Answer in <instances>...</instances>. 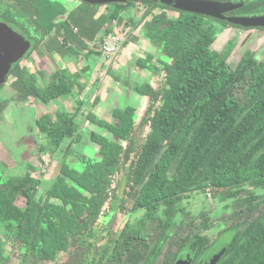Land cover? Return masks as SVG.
Returning <instances> with one entry per match:
<instances>
[{"label":"trees","instance_id":"obj_1","mask_svg":"<svg viewBox=\"0 0 264 264\" xmlns=\"http://www.w3.org/2000/svg\"><path fill=\"white\" fill-rule=\"evenodd\" d=\"M11 1L20 22L40 32L38 42L56 28L49 49L71 56H77L76 46L87 45L86 40L102 39L122 7L131 5L116 3L109 15L96 17L94 5L81 0ZM245 1L242 12L264 10V0ZM75 2L84 13L67 16ZM158 6L162 9L154 12ZM69 17L78 27L76 34L65 31L63 22ZM142 23L147 40L161 45L172 62L152 53L133 59L141 70L155 74L160 68L161 87L147 81L125 82L149 99L141 116L132 105L112 104L107 105L111 120L98 116L95 109L101 97H96L86 118L117 138L88 132L85 140L97 145L99 158L74 145L83 139L76 119L84 101L78 100L75 111L60 107L57 128L48 133L61 153L70 141L74 144L60 159L57 177L39 194L41 180L30 176L31 164L26 175L0 181V231L11 241L7 250L0 236V264L12 259L14 264H64L82 248L115 250L117 242L107 236L111 232L102 235L108 230L107 216L115 210L126 215L141 208L148 211L143 219L146 234V227H155L164 235L165 264H173L185 250L191 253L192 264H204L209 249L222 238L228 240L226 249L213 264H264V56L246 54L228 71L229 52L213 47L217 29L206 17L181 11L170 18L163 6L150 5L134 25ZM69 40L76 46L67 45ZM93 54L99 52L90 49L84 58L89 61ZM157 62L162 64L158 68ZM15 74L14 85L20 91L46 102L77 94L78 75L65 69L34 73L16 68ZM125 172L127 186L120 198ZM193 193L229 200L231 211L214 218L206 211L189 217L182 201ZM177 214L184 217L181 222L173 221ZM211 229L217 231L208 235ZM133 241L131 248L139 250ZM129 245L118 243L117 249L125 251ZM159 247L157 241L155 255Z\"/></svg>","mask_w":264,"mask_h":264},{"label":"flooded vegetation","instance_id":"obj_2","mask_svg":"<svg viewBox=\"0 0 264 264\" xmlns=\"http://www.w3.org/2000/svg\"><path fill=\"white\" fill-rule=\"evenodd\" d=\"M84 1V0H81ZM179 0H127L126 2H106V3H92L88 2L90 4L94 5V8L96 7H109L113 6V9L115 7L114 4L119 3V4H127L131 3L130 6H124L127 10H130L131 7L135 6L137 3H141L144 6V10L140 12L137 16V18L134 20V22L127 24L122 30L121 33H115L112 29L111 26L113 22H116L119 20L120 15L118 18L111 20V24L109 26L108 32L103 36V38L98 39V40H92V41H87V45H83L82 47H77L76 44L72 41L69 40L67 45H73L76 46L78 49L79 53L77 56H71L69 53L66 51L60 52L56 49H49L48 45L52 43V39L55 37L56 34V28L51 30V32L46 35L45 37L42 38L40 42H38V38L40 37V32L37 33L35 29L31 26H28L27 24L21 23L19 20V12L17 11L15 1H9V2H2L0 1V72L2 73L3 71H6V74L4 76L3 82L0 84V88H3L6 85V88L10 90L8 95L5 97L0 98V122L1 125H3V119L6 120V114L12 115V114H25L23 110L26 111V113H30L32 109L35 110V107L37 104L39 105H44L45 107V114H40L38 109L35 110V116L33 117L31 127L34 126L36 123L37 125H40V130L45 132L50 139V146L47 149V146H41L42 151H46L44 155L47 157H51L53 159H56L58 164H57V169L54 171L55 174L51 178H45L43 175L46 174L49 171V166L46 164L42 163L39 165H34L33 163H28L29 165L31 164L33 166L32 169L29 170V165L26 163H23L22 161V156L20 155V160L21 162L18 163L13 160L11 156V164L8 163L10 167L13 169H19V165H25L26 166V171L23 175L27 174V171H30V176L35 179H40V183L37 184L38 192L42 193L47 184L48 181H51L57 177L60 171V159L66 155L65 153L69 152L71 147L73 146L74 140L70 141L65 149V153H61V150L56 149L52 143L51 136L48 133L49 129L52 128H57V119L59 118V113L58 110L63 107L74 110L76 109L77 106H79L80 101L82 102L83 105L81 106L82 109L77 116L76 123L79 125V133L83 135V139L79 143H84L85 142V137L86 135L83 134L82 128L84 125L87 124L88 122H91L92 124H96L99 126L97 123L89 120L86 118V114L90 112L93 109V101L96 99V97L100 96L101 100L100 103L98 104L97 108L95 109L96 112H99V115H102L101 117H104V115L99 111L100 104L102 101V96L100 94H95L91 100L81 99L79 97L80 92L84 89V87L88 86V84H99L101 85L102 80L104 77L105 81H107V77L112 76L116 79L115 75H119L120 78L117 80L118 82H121L123 85L127 86L134 92H136L139 96L142 98L146 99V102L144 105L139 109L137 106L134 104H127V105H120V104H112L121 108H125L128 105H132L136 108L137 113L139 116L143 115L145 107L150 103L149 99L147 96L139 93L137 90L133 89L131 86L126 84L128 80H133L135 82L143 81V82H150L155 86L156 88H160L163 80H164V73L163 71L158 68L162 64L160 62H157V71L155 74H153L150 70H141L135 65L134 62V57L135 55H141L145 56V54L152 53L154 54L155 58H158L159 52L162 51V46L161 45H156L149 40L144 35V23L140 24L139 26H135V22L138 21L142 15L148 10L150 5H161L163 6L164 10L168 14L170 18L177 17L181 11H186L183 9H179L175 6L176 2ZM219 2H232L234 4H237L238 6L226 11H223L220 16H215V15H208V14H203V13H197V12H192V11H186L198 15H202L206 17L209 21H211L213 24L216 25V38L214 42L212 43L213 47L215 48L214 44L215 41L217 40L218 36L220 35L221 31L226 30L227 28H257L260 30L264 31V24H245V22H242L240 20L246 21V19H250L253 16H261L264 14L263 11H245L242 12L239 10L244 3L246 2L245 0H215ZM87 2V1H84ZM80 3L74 4L70 8V12L68 14H75V16L79 14H83L84 11L81 10L80 8ZM162 7L158 6V9H154V12H158ZM76 11V12H75ZM98 11V10H97ZM95 11L96 17H100L103 13L98 14ZM113 11V10H112ZM111 11V12H112ZM72 12V13H71ZM110 12V13H111ZM108 13V15L110 14ZM72 14V15H73ZM151 15L149 16V18ZM68 19V18H67ZM69 21L63 22L66 27H67V32L72 31L73 34H76L78 31V27L74 26V24L71 22V18L69 17ZM58 27V26H57ZM66 32V33H67ZM110 38H115L117 39L115 42V47L112 49L110 52H106L102 49L103 42H105L106 39ZM127 42V43H126ZM142 42L145 43V45H152L153 50L150 52L146 48L139 47L136 49V45H142ZM90 49H93L99 54H93L90 57V60L88 61L87 59L84 58V54L88 53ZM216 49V48H215ZM126 50L130 51V54L126 56ZM217 50V49H216ZM218 52H224L227 51L229 52L230 56V51L228 48L222 49V50H217ZM50 53L52 55V58H49L46 62L42 63V67L35 66L33 62L37 61L38 57H43L44 53ZM102 52V53H100ZM246 52L243 56L246 54H251ZM119 54V56H117ZM41 55V56H40ZM57 55V57H55ZM251 55H255L256 57H262L264 56L263 54L257 53V51H254ZM116 56L118 57L116 59ZM229 56L226 60L225 65H228V59ZM242 56V58H243ZM127 57V58H126ZM241 58V59H242ZM34 59V60H33ZM42 59V58H40ZM67 60L70 59V62L64 66H59V62L62 60ZM240 61L236 64L235 67L227 68L228 71L234 70L237 65L241 62ZM7 61L9 63L8 68H7ZM118 64L119 67L115 69V64ZM227 67V66H226ZM16 68H20V70L23 71H28V72H34L37 73L41 70H46L47 72H52L54 70H59V69H65L68 74L70 73H76L78 75V79L76 80V85H75V90L77 92L76 96H62L57 99H60L57 104H55V100H51L49 102L44 101L40 96L33 95L27 92L20 91L15 84L17 82V74H15ZM103 68V73H101V70ZM97 71L98 75H94V72ZM107 74V76H106ZM92 76H94V79H92ZM10 81V82H9ZM124 81V82H122ZM92 86V85H91ZM99 89L98 87H95L94 91H97ZM101 91V90H100ZM36 92V91H35ZM30 98H33L30 100ZM74 99V103H71L70 100ZM76 102V103H75ZM111 104V103H109ZM47 105H51V107H47ZM12 107V108H11ZM9 108H11L9 110ZM53 109H55V112H52ZM108 110V109H107ZM107 117H104L106 119L111 120V115L107 112ZM38 111V113H37ZM97 112V113H98ZM53 113H55L53 115ZM96 113V114H97ZM39 114V115H38ZM57 114V116H56ZM85 116L84 119L86 118V121L84 123L78 122L81 116ZM82 118V117H81ZM9 122L6 120V124ZM1 127V126H0ZM100 127V126H99ZM32 129V128H31ZM92 130V129H90ZM88 130V132H90ZM95 131V130H94ZM33 132V130H32ZM88 134V133H87ZM35 135V134H34ZM74 144L77 150L81 151L77 144ZM4 149V147H2ZM80 153V152H79ZM45 160V159H44ZM35 171L37 172L35 174ZM22 175V176H23ZM9 176L13 177H21V175H13L8 170L3 169L1 175H0V181H3L4 177L7 178ZM126 177V185L125 188L123 189V192H120V186H121V181ZM120 184H119V196L120 198H123L124 192L127 186V172H125L121 178ZM21 199V198H20ZM19 199V200H20ZM188 199V198H186ZM17 202L21 204L22 200ZM183 202V201H182ZM183 205V204H182ZM144 210L145 214L142 215L141 217H136L135 220L131 222V217L134 215H137L140 211ZM186 210V209H185ZM161 210L159 211L160 215ZM209 213V211H208ZM162 214V213H161ZM117 215H121L118 211H112L106 218L105 224L108 230L105 231V233H102V235H107L109 239L113 238V242H117L114 245V249H111V251H107L105 248H101L99 250L95 251H87L86 248L80 249L76 254L72 255L69 257L68 260L65 261L64 264H165V241H164V235L163 233H160V228L156 230L155 227H152L149 230L148 233L146 234L144 227H143V219L148 216V211L144 208L138 209L132 213L126 214V217L128 218L121 229L119 230H113L112 229V224L114 223V219L116 218ZM179 215V214H177ZM177 215L174 217L176 218ZM182 216V214H181ZM173 218L174 222L175 221ZM184 218V217H183ZM183 219L182 217L180 218L181 222ZM149 227V226H148ZM128 228V231L126 232ZM134 230H137L138 233L137 235H133ZM140 230V231H139ZM109 231V232H107ZM126 232V233H125ZM215 232L213 229L209 230L207 232L208 235H213ZM0 236H2L6 246L7 250L11 249V241L10 239L1 233L0 231ZM7 239V241L5 240ZM129 239V241L127 240ZM136 240V243L138 246H140V249L143 248L142 250H133L134 246V241ZM159 241V247L157 250V254L155 255V244L156 242ZM218 241V240H217ZM129 242V244H128ZM119 246L125 247L126 245H129V248H126V250H121L117 249ZM216 243V242H215ZM213 244V246L215 245ZM213 246L209 249V251L213 248ZM208 251V253H209ZM190 253V252H189ZM92 254V258H88L87 256ZM150 254L152 256H150ZM191 256V253H190ZM192 257V256H191ZM153 259V260H151ZM177 259V257H176ZM175 259V260H176ZM12 259L11 261H13ZM174 260V262H175ZM10 261V263H11ZM173 262V264H174ZM9 263V264H10ZM14 264V262H13ZM192 264V262H191Z\"/></svg>","mask_w":264,"mask_h":264},{"label":"rangeland","instance_id":"obj_3","mask_svg":"<svg viewBox=\"0 0 264 264\" xmlns=\"http://www.w3.org/2000/svg\"><path fill=\"white\" fill-rule=\"evenodd\" d=\"M73 2V1H72ZM75 3H73L72 6H74ZM71 6V7H72ZM96 13L101 14L105 13L108 14L113 10V6L109 7H96L92 8ZM144 10V6L141 3H137L135 6L131 7L130 10H127L125 7H122L120 18L116 22H113L111 29L115 33H121V30L127 25L137 18L138 14ZM76 12V11H75ZM264 17V14L261 15ZM142 46V45H141ZM215 48L217 50H224L226 48L230 51V56L228 59V65L227 68L235 67L236 64L240 61L242 56L250 50L249 53H254V51H257L259 54L264 53V31L257 29V28H227L226 30L221 31L220 35L218 36L217 40L214 44ZM139 44L136 45V49L139 48ZM145 48V46H144ZM146 49L148 51H152L153 47L152 45H147ZM127 55L130 54V51H125ZM161 54V58L171 63L172 59L166 56L162 51L159 52ZM41 56V55H40ZM119 56V54H117ZM116 56V59L118 58ZM57 57V55H55ZM42 58V59H40ZM49 58H52V55L50 53H44L43 57H38L36 62H33L35 66L42 67V63L49 60ZM34 60V59H33ZM70 62V59H65L59 62V66H64ZM115 69L119 67V65L115 64ZM117 70V69H116ZM101 73H103V68L101 70ZM94 75H98V72L95 71ZM107 76V74H106ZM105 78H103L101 85L96 84L93 82V84H88V86L84 87V89L80 92L79 97L82 99L87 98V100H91L92 97L95 94H100L102 96V101L100 104L99 111L104 115V117H107V105L109 103L111 104H120V105H127V104H134L139 109L144 105L146 102V99L139 96L136 92L128 88L127 86L123 85L121 82H118L114 77L109 76L107 77V81H105ZM92 79H94V76H92ZM10 82V81H9ZM124 82V81H122ZM92 85V86H91ZM99 89L97 91H94L95 87H98ZM101 90V91H100ZM10 92L9 89L6 88V85L3 88H0V98L6 97L8 93ZM33 98H30L32 100ZM60 99L55 100V104L58 103ZM71 103H74V99L70 100ZM76 103V102H75ZM45 106L39 105L35 107V110L38 109L40 114H45ZM47 107H51V105H47ZM12 108V107H11ZM9 108V110L11 109ZM35 110L32 109L30 113L25 114H12L8 115L6 114V120L9 122L6 124V120L3 119V125H1L0 122V175L3 171V169L8 170L13 175H23L26 171L25 165H19V169H13L8 165L11 164V159L13 158L14 161L20 163V155L22 156L23 163H33L34 165L39 164H46L49 166V171L44 174L43 176L47 178H51L55 174V170L57 169V160L53 159L51 157H47L44 155L46 151H42L41 146H50V139L49 136L40 130V125H37L36 123L34 126L31 127L33 117L35 116ZM37 111V113H38ZM52 112H55V109H53ZM98 112V111H97ZM96 112V113H97ZM109 113V111L107 110ZM55 113H53L54 115ZM39 115V114H38ZM98 116L99 112L97 113ZM57 116V114H56ZM82 117V118H81ZM78 122L81 124L86 121L85 116H81ZM32 128V129H31ZM95 130L96 132L108 136L112 138L113 140H117V138L108 130L105 128L99 127L96 124H92L91 122L87 121V124L83 126L82 131L83 134L87 135L88 130ZM33 130V132H32ZM149 128L147 129V131ZM35 134V135H34ZM78 148L85 154H87L90 157L93 158H99V150L95 143L87 142L85 140L84 143L77 144ZM4 147V149H2ZM12 156V158H11ZM45 159V160H44ZM37 172L35 171V174ZM21 201V199L19 200ZM184 208L189 213V217L198 216L201 212H208L210 213V216L214 218L215 216L222 215L223 212L229 213L231 211V206H227L228 204H231L229 200L227 201H221L219 198H214L213 196L209 194H203V193H193L188 199H184L182 202ZM145 214V211H140L137 215H134L131 217V222L136 219V217H141ZM126 217L125 215H117L114 219V223L112 224L113 230H119L123 226L124 222L130 218ZM181 214L177 215L176 218H174L175 221L179 222ZM187 219V218H186ZM187 220H190L187 219ZM217 228V227H215ZM217 229H214V232H216ZM8 239V238H7ZM5 238V240L7 241ZM14 260L11 261L10 264H13Z\"/></svg>","mask_w":264,"mask_h":264},{"label":"water","instance_id":"obj_4","mask_svg":"<svg viewBox=\"0 0 264 264\" xmlns=\"http://www.w3.org/2000/svg\"><path fill=\"white\" fill-rule=\"evenodd\" d=\"M87 2L92 3H106V2H126L127 0H84ZM175 6L179 9H183L186 11H192L197 13H203L208 15H215L220 16L223 11L232 9L237 7V4L232 2H219L215 0H179L176 2ZM245 22V24H264V17L263 16H253L250 19H246V21L240 20ZM8 61H7V68H8ZM6 71L0 72V84L4 80V76ZM126 185V177L121 181L120 192H123V189ZM228 243L227 239H220L216 242L213 248L209 251L204 260V264H213L215 261L219 259V257L223 254L226 249V245ZM192 257L190 256L189 251L185 250L179 253L177 259L175 260L174 264H191Z\"/></svg>","mask_w":264,"mask_h":264},{"label":"built area","instance_id":"obj_5","mask_svg":"<svg viewBox=\"0 0 264 264\" xmlns=\"http://www.w3.org/2000/svg\"><path fill=\"white\" fill-rule=\"evenodd\" d=\"M116 40L117 39H115V38L106 39L105 42H103L102 49L106 52L112 51V49H114V47H115L114 44H115Z\"/></svg>","mask_w":264,"mask_h":264},{"label":"crops","instance_id":"obj_6","mask_svg":"<svg viewBox=\"0 0 264 264\" xmlns=\"http://www.w3.org/2000/svg\"><path fill=\"white\" fill-rule=\"evenodd\" d=\"M139 46L142 47V48H144V46H145V48H146L147 45H145V43L142 42V46H141V45H139ZM126 56H127V54H126ZM126 58H127V57H126Z\"/></svg>","mask_w":264,"mask_h":264}]
</instances>
